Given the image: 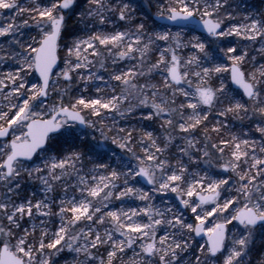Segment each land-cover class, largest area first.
Segmentation results:
<instances>
[{"label": "snow or ice", "instance_id": "obj_1", "mask_svg": "<svg viewBox=\"0 0 264 264\" xmlns=\"http://www.w3.org/2000/svg\"><path fill=\"white\" fill-rule=\"evenodd\" d=\"M238 8L0 0V264H264V12Z\"/></svg>", "mask_w": 264, "mask_h": 264}, {"label": "rangeland", "instance_id": "obj_2", "mask_svg": "<svg viewBox=\"0 0 264 264\" xmlns=\"http://www.w3.org/2000/svg\"><path fill=\"white\" fill-rule=\"evenodd\" d=\"M143 2L148 3V0H143ZM236 4L239 5L238 12L241 14H256V13L264 12V0H236ZM32 79H37V77H33ZM31 187L34 186H30L28 190H26L25 195L30 194ZM135 203H139V202H135Z\"/></svg>", "mask_w": 264, "mask_h": 264}, {"label": "water", "instance_id": "obj_3", "mask_svg": "<svg viewBox=\"0 0 264 264\" xmlns=\"http://www.w3.org/2000/svg\"><path fill=\"white\" fill-rule=\"evenodd\" d=\"M160 23H167V22H165V21H161ZM147 186V185H146Z\"/></svg>", "mask_w": 264, "mask_h": 264}]
</instances>
